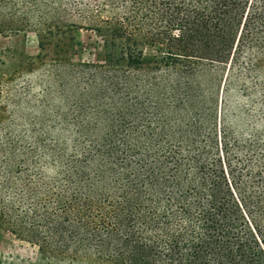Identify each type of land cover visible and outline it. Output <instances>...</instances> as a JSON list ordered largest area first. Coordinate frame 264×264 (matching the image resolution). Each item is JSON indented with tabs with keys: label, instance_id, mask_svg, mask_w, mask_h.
Segmentation results:
<instances>
[{
	"label": "trees",
	"instance_id": "trees-1",
	"mask_svg": "<svg viewBox=\"0 0 264 264\" xmlns=\"http://www.w3.org/2000/svg\"><path fill=\"white\" fill-rule=\"evenodd\" d=\"M26 30L101 52L59 68L63 109L0 113V230L36 264H264V131L214 116L219 70L264 76V0H0Z\"/></svg>",
	"mask_w": 264,
	"mask_h": 264
},
{
	"label": "rangeland",
	"instance_id": "rangeland-1",
	"mask_svg": "<svg viewBox=\"0 0 264 264\" xmlns=\"http://www.w3.org/2000/svg\"><path fill=\"white\" fill-rule=\"evenodd\" d=\"M72 36V41L67 35L42 39L32 30L0 35V113L13 115L18 129L29 125L43 109H63L65 97L59 90L65 82L61 81L59 68L66 61L95 62L101 52L99 41L91 33L79 31ZM39 39L43 42L42 49ZM152 53L147 50L144 58L150 59ZM37 55L42 60H32ZM243 66L236 68L225 96L228 67L223 73L219 70L214 87V116L218 130L224 112L226 127L234 130L239 139L250 141L255 136L260 138L264 131V76L247 74ZM36 261L34 246L0 230V264H36Z\"/></svg>",
	"mask_w": 264,
	"mask_h": 264
}]
</instances>
